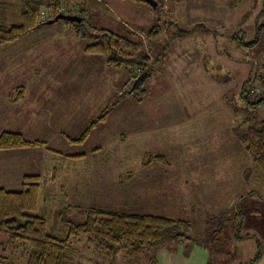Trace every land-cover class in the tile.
Segmentation results:
<instances>
[{"label":"rangeland","instance_id":"obj_1","mask_svg":"<svg viewBox=\"0 0 264 264\" xmlns=\"http://www.w3.org/2000/svg\"><path fill=\"white\" fill-rule=\"evenodd\" d=\"M159 1L163 2L159 13L145 6L148 12L138 14L128 1L110 2L104 10L100 7L103 3L100 6L88 1L84 4L83 29L86 32L95 34L93 27L112 30L137 44L135 48L125 46L134 57L149 56L151 75L134 92L145 96L146 102L133 108L128 104L120 107L108 123L92 132L88 138L92 140H87L83 146L70 144L63 135L41 136L49 142V147L62 153L56 156L54 167L64 168L65 173L56 177V183L42 184L43 190L54 187L55 193L50 199L45 193L41 196L38 214L48 212L45 217L50 228L56 224L57 237L67 236L70 223L84 222L82 211L91 206L190 221L191 234L196 238L207 236L216 224L226 222L229 249L235 253L231 261L213 256L203 247L190 251L186 244L166 240L139 258L128 257L125 262L152 264V258H157L159 264H245L256 257L259 243L262 258L257 264H264V183L256 177L255 165L243 154L232 132L233 125L248 128L264 122V32L259 43H254L257 26H264V0H244L234 9L229 7L234 0ZM97 11H104L105 18L99 17ZM157 20L162 22V33L149 40L147 32ZM20 23V16H16L10 26ZM69 23L60 20L43 31L73 33ZM179 28L191 33L175 38ZM235 36L252 44L243 46L233 40ZM79 41L83 45L95 42L91 36ZM4 61L0 53V83L7 84L6 78L14 84L16 80L28 81L19 74L12 78V68L3 65ZM94 67L87 75L92 80H102L100 84L111 93L107 94V100L112 103L118 100L120 92L122 95L132 90L139 77L136 65L112 68V74L107 75ZM91 89L94 94L102 92V87ZM7 90L8 87L0 88L3 95ZM244 93L246 97L242 96ZM16 95V92L12 94ZM134 112L144 117L141 120L144 129L139 135H132L131 141V114ZM179 112H186L185 120L168 119L167 114L177 117L175 114ZM1 116L3 114H0V134L6 131ZM80 122H83L81 118ZM79 126V120H74L67 128L68 136L77 137L81 131ZM97 139L103 144L98 151L94 143ZM75 155L86 157L73 162L61 161V157ZM146 155L165 156L173 165L166 170L160 164H155L153 169L141 167L148 159ZM131 174L135 178H131ZM119 175L123 176L121 183H118ZM62 186L65 193H61ZM79 206L83 210L76 208ZM223 209L230 210L229 222L212 217ZM238 211L241 212L240 230L239 217L233 215ZM237 231L241 237L248 238L235 240ZM224 237L222 240L226 241ZM85 244L75 245L78 250L83 247V263L109 264L93 247L95 252L84 249ZM0 252L13 255V264H25L3 233H0ZM115 264L123 263L118 259Z\"/></svg>","mask_w":264,"mask_h":264},{"label":"trees","instance_id":"obj_2","mask_svg":"<svg viewBox=\"0 0 264 264\" xmlns=\"http://www.w3.org/2000/svg\"><path fill=\"white\" fill-rule=\"evenodd\" d=\"M85 1L87 2L88 0H49L47 2L42 0H22L21 3L18 0L15 2L0 0V46L12 44L25 38L40 27L48 25L47 22L54 19L58 14L77 15L82 17V22L69 23L73 27L76 36L84 40L91 36L95 40L94 43L85 46L84 54L105 59L109 68L121 69L136 65L137 70L141 71L137 72L139 76L145 72L148 73L147 77L150 76L151 71L148 69L149 56L134 57L131 52L125 49V46H133L135 48L137 46L136 43L130 42L122 35L106 28L98 29L93 27L95 34L92 35L83 29L84 12L86 11L83 8ZM115 1H128L144 5L152 10L153 13H159L163 9V2L159 0H155L157 2L155 8L146 0ZM243 1L234 0L232 8L238 7ZM43 14L47 18H44ZM16 16H20L21 23L10 26L12 19ZM161 23L160 20H157L147 32L149 40L159 37L162 33ZM166 24L168 25V23ZM174 26H176V23ZM199 28L203 27L199 25ZM263 29L264 26H257L256 41L254 43H259ZM190 33L180 29L175 38H182ZM233 40L240 41L243 46L252 44L243 42L237 36L233 37ZM144 81L145 79L140 81L129 92L118 96V100L110 104L98 117L92 119L77 137L71 138L64 134V138L73 145L84 144L97 126L106 121L108 115L120 103L122 97L133 95L138 98V101L142 100L143 96H138L139 94L134 92ZM23 90L22 87L17 88L16 93L22 96L24 94ZM242 96L246 97L245 93ZM20 98L17 97L16 100ZM232 132L244 150L245 153L243 154L255 165L256 177L264 183V122L248 128H242L241 125H233ZM26 148H46L51 153L62 154L59 151L50 149L46 141L29 140L24 135L15 132L6 131L0 134V152ZM84 157L85 155H75L68 158L79 160ZM154 159L166 162L164 156H156ZM52 172V179L56 181L57 169L54 168ZM43 179L44 177L41 175L29 174L22 178L19 190L0 189V233L8 237V243L12 245L13 251L21 254L25 264H87L83 263L81 259L83 247L80 250L75 247L78 242L86 243L84 249L87 248V251L93 247L102 259L105 262H109V264H115L118 259H121V263L126 264L125 261L128 262L127 259L139 258L145 251L161 246L166 240L176 244H186L190 251L195 247L206 248L213 256L226 257L225 260L231 261L235 257V253L229 249L230 239L225 233L226 222L216 224L211 232L208 231L207 236L196 238L191 234L193 224L190 221L152 214L113 212L96 206H91L84 210L80 206L76 207L83 210L85 221L82 223H70L67 236L57 237L54 234L57 229L56 224L50 228L45 217L48 212L44 211L43 214H38L40 199L44 194ZM51 195L52 193H48V199H50ZM238 208L237 206L236 209ZM229 211L228 209H223L212 217L215 219H227L229 222L231 218ZM233 215L234 217H239L241 212L238 211ZM239 221L240 230L242 226L240 217ZM238 231L235 234V240L248 238L241 237ZM223 236L226 237H224L226 241L222 240ZM258 247L259 252L256 257L245 264H257L261 260L262 252L259 243ZM12 256L7 255L5 252H0V264H13ZM151 262L152 264H159L157 258H152Z\"/></svg>","mask_w":264,"mask_h":264},{"label":"crops","instance_id":"obj_3","mask_svg":"<svg viewBox=\"0 0 264 264\" xmlns=\"http://www.w3.org/2000/svg\"><path fill=\"white\" fill-rule=\"evenodd\" d=\"M21 1L18 0L19 3ZM42 1L47 2L49 0ZM114 1L88 0L89 3L98 6L103 3L100 6L103 7V10L104 8L108 9L110 2H112L111 4H116ZM115 2H118V4L125 3V1ZM232 3L229 5L230 9H234L232 8ZM128 4L131 5L134 12H137L136 14L147 11V7L144 5L132 2ZM97 13H99V17L105 18L104 11H97ZM51 26H54V24L42 26L37 31L15 43L0 46V53H3L5 60L3 65L7 64L9 68H12V78H15L18 74L21 78L24 76L28 78L26 82L16 80L17 83L15 84L6 78L7 84L0 83V88L8 87L4 95L0 92V114H3V117L1 116L3 119L2 125H4V129L8 132L20 133L29 140H40L47 143L49 142L43 140L41 136L49 134L69 135L67 128L73 125L74 120H79V127L82 131L92 119L98 117L110 103L112 104V102H108L107 100L108 93L105 90L106 87L100 84L102 80H92L87 75L92 66H95L96 70L103 71L106 75L107 73L112 74V68L107 66L105 59L84 54L83 50L86 45H83L79 41L82 38L77 37L75 32L55 34V32L47 33V31H43ZM263 32L264 29L262 30L261 37L263 36ZM20 87L24 89V94L20 96L17 93L18 95L12 96L16 92V89ZM100 87H102V90H100L102 92L94 94L91 88ZM85 88H88V90L84 91ZM90 89L92 93H90ZM68 93H71V95H68ZM108 95H111V93ZM119 96H121V92ZM17 97L21 98L16 100ZM144 99L145 96L142 97L141 101H138V98L133 95L121 98L120 103L113 108L106 121L97 126L93 133L99 130L101 125L104 126L103 124L108 123L113 117L114 112L116 114L120 107L125 104H128L131 108L136 105H143L146 102ZM164 99L166 102L170 101V98ZM180 113L184 115H180ZM186 115V112H179L175 114L177 117H173L172 114H167V117L169 120L177 122V120H185ZM131 116L133 123L130 125V135L131 141H133L132 135L133 137L139 135V132L144 129L141 121L144 120V117L137 112H134ZM149 116H151L150 119L153 118V115ZM80 118L83 122H80ZM174 124L179 125L178 123ZM150 126L151 124L148 122V129ZM94 143L95 150L102 149L103 144L99 139L94 141ZM49 148L52 149L51 147ZM56 156L59 157L62 154L51 153L46 148L1 151L0 189L9 191L20 189L22 178L29 174L43 176V185H46L47 182L56 183L57 179L56 181L51 179L54 168L57 169L56 177L60 173H65L64 168L60 169V166L54 167ZM68 157H61V161H75L73 158ZM154 157L156 156L146 155L148 159L141 163V167L153 169L155 168V164H160L166 170L173 165L167 157L166 162L157 161ZM66 167V169H69V165ZM121 175H119L120 180L118 183L122 182L121 178L123 176ZM146 175L144 173V177ZM130 176L131 178H135L133 174ZM49 178L50 180L48 181ZM44 193L47 199L48 193H52V197L50 198H54L55 188L44 189ZM61 193H65L64 186L61 187ZM192 208L198 210L193 206Z\"/></svg>","mask_w":264,"mask_h":264},{"label":"water","instance_id":"obj_4","mask_svg":"<svg viewBox=\"0 0 264 264\" xmlns=\"http://www.w3.org/2000/svg\"><path fill=\"white\" fill-rule=\"evenodd\" d=\"M150 5H152L154 8L157 6V2L155 0H146ZM60 20H64L70 23H81L82 17H79L77 15H71V14H58L54 19L49 20L47 22L48 25H52L57 23ZM148 73L145 72L142 75H140L134 82L133 88L142 80H144L147 77Z\"/></svg>","mask_w":264,"mask_h":264},{"label":"built area","instance_id":"obj_5","mask_svg":"<svg viewBox=\"0 0 264 264\" xmlns=\"http://www.w3.org/2000/svg\"><path fill=\"white\" fill-rule=\"evenodd\" d=\"M43 17H44V18H47V16H45L44 14H43ZM139 72H141V71L139 70Z\"/></svg>","mask_w":264,"mask_h":264}]
</instances>
